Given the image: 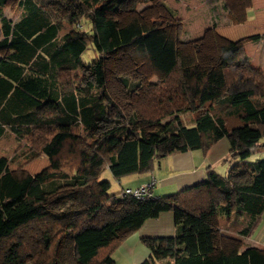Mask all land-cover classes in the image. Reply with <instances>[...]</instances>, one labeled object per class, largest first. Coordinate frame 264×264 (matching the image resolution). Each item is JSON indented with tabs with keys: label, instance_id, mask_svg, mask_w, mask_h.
<instances>
[{
	"label": "trees",
	"instance_id": "obj_1",
	"mask_svg": "<svg viewBox=\"0 0 264 264\" xmlns=\"http://www.w3.org/2000/svg\"><path fill=\"white\" fill-rule=\"evenodd\" d=\"M7 1L0 0V49L7 53L0 58V138L26 139L22 158L43 156L49 165L14 175L11 160L0 157V264H62V247L76 264H114L126 233L168 212L179 233L141 237L150 253L142 264H264L254 248L219 252L215 222L245 215L237 235L246 238L264 210V158L246 160L264 148V71L251 65L242 44L228 47L217 73L201 75L174 52L159 81L130 85L138 95L124 120L105 91L110 22L153 0H13L15 22L1 11ZM259 39L264 34L249 38ZM89 45L99 56L87 65L81 54ZM185 113L193 126L181 124ZM166 118L160 131L137 128L155 129ZM223 137L236 162L225 175L209 170L202 183L179 192L139 200L108 193L98 179L102 170L116 180L149 173L159 159L207 152ZM66 203L72 207L52 209Z\"/></svg>",
	"mask_w": 264,
	"mask_h": 264
},
{
	"label": "rangeland",
	"instance_id": "obj_2",
	"mask_svg": "<svg viewBox=\"0 0 264 264\" xmlns=\"http://www.w3.org/2000/svg\"><path fill=\"white\" fill-rule=\"evenodd\" d=\"M256 6L257 0H153L139 6L134 12L113 16L110 33L114 50L103 61L105 91L124 120L132 116V104L138 95L137 92L130 91V85L144 86L159 81L170 67L174 52L179 55L184 66L197 65L199 75L217 73L222 65L224 52L231 44L241 43L246 55L252 57L253 63L264 70V47L257 41L249 40L253 35L264 34V21L250 13L256 11ZM1 11L12 22L20 15L17 2L13 0H8ZM177 28L181 32L176 41ZM135 37L138 38L134 40ZM5 54L6 50L0 49V58ZM97 56L99 53L89 45L81 54V59L89 65ZM73 78L80 81L81 72H74ZM122 79L129 84L127 88L123 86ZM197 97L201 103L204 97L201 94ZM192 117V114L185 113L180 115L179 120L182 125L191 127ZM168 120L163 119L155 129L141 124L137 128L143 134L156 129L160 131ZM172 124L176 126L175 122ZM26 142V139L17 141L12 134L0 139V157L11 160L9 167L14 175H33L49 165L43 156L31 161L22 158V153L27 149ZM262 158L264 148H260L246 160ZM229 159L233 161L232 157ZM216 170V173L226 174L222 167H216ZM63 172L71 174L67 169ZM98 179L109 184L106 187L108 193L121 191L118 180L108 170H102ZM64 189L69 188L62 186L60 191ZM70 207L72 206L67 203L56 204L52 209L61 211ZM59 258L62 264H76L65 247L59 249ZM112 258L117 260L115 264H128L117 253Z\"/></svg>",
	"mask_w": 264,
	"mask_h": 264
},
{
	"label": "crops",
	"instance_id": "obj_3",
	"mask_svg": "<svg viewBox=\"0 0 264 264\" xmlns=\"http://www.w3.org/2000/svg\"><path fill=\"white\" fill-rule=\"evenodd\" d=\"M250 13L264 21V0H257L256 11H251ZM257 42L264 47V39H259ZM249 58L251 65L257 67L253 63L252 57ZM261 70L264 71L263 69ZM230 156L229 139L223 137L207 152L198 149L170 154L157 160L151 172L125 176L118 180V183L121 185V190L135 189L140 185L149 183L154 178L155 183L151 189V195L154 197L170 195L202 183L206 178L207 172L209 170L216 172V167H222L224 173H227L232 164L236 162V160L231 161L229 159ZM246 221L247 217L245 215L235 214L228 217L215 218L217 231L220 236L219 252L225 256H233L246 248H254L264 253V210L249 236L241 238L237 233L243 228ZM178 233L173 213H163L157 219L144 221L139 227L126 233L113 254L117 253L118 256L125 258L128 264H142L148 259L150 253L141 243V237H174ZM113 261L115 264L117 260L113 259Z\"/></svg>",
	"mask_w": 264,
	"mask_h": 264
},
{
	"label": "built area",
	"instance_id": "obj_4",
	"mask_svg": "<svg viewBox=\"0 0 264 264\" xmlns=\"http://www.w3.org/2000/svg\"><path fill=\"white\" fill-rule=\"evenodd\" d=\"M155 183V179L152 178L149 183L140 185L135 189H124L122 195H127L135 199L143 200L151 198V189Z\"/></svg>",
	"mask_w": 264,
	"mask_h": 264
}]
</instances>
